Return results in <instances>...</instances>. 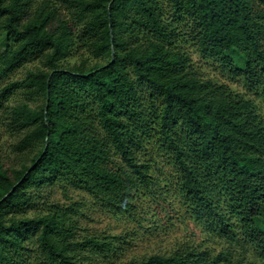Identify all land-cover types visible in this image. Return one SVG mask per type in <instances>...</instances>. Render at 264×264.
I'll use <instances>...</instances> for the list:
<instances>
[{"label": "trees", "instance_id": "trees-1", "mask_svg": "<svg viewBox=\"0 0 264 264\" xmlns=\"http://www.w3.org/2000/svg\"><path fill=\"white\" fill-rule=\"evenodd\" d=\"M59 1L0 0V123L21 134L12 159L0 156V264H88L115 251L110 237H79L77 202L33 209L35 199L48 185L79 188L126 212L159 156L224 248L126 264H264V116L178 44L189 18L196 50L264 99V0ZM28 60L38 63L11 78Z\"/></svg>", "mask_w": 264, "mask_h": 264}, {"label": "rangeland", "instance_id": "rangeland-1", "mask_svg": "<svg viewBox=\"0 0 264 264\" xmlns=\"http://www.w3.org/2000/svg\"><path fill=\"white\" fill-rule=\"evenodd\" d=\"M59 4L62 5V10H65L66 4L61 0ZM188 19L180 22V29L185 34L180 37L178 44L191 56L194 70L251 96L255 99L258 111L264 116V99L256 90L249 88L243 78L233 75L227 68L220 67L218 61L206 59L196 50L189 34ZM7 45L6 36L3 35L0 37V50ZM77 58L78 55L70 60L74 61ZM37 63L38 61H26V65L11 73L10 77L23 76L27 67ZM20 135L12 133L7 125L0 123V156L5 162L12 159L10 155L14 154L13 146ZM152 173L150 187L135 190L133 207L126 212H116L105 206L84 189L70 187L67 190L68 194H64L62 188L57 185L43 187L41 196L35 199L36 205L33 209H45L44 205L53 201L68 206L77 202L75 207L78 213L75 217L80 225L79 237L107 236L119 247L107 256L103 252L94 253L92 259L85 260L88 264H126L134 258L156 252L169 253L186 245L208 248L213 254L223 249L222 238L197 223L183 202L175 167L169 164L167 159L159 156ZM44 201L48 202L43 204ZM240 252L241 249L237 253ZM249 252L254 255L252 249Z\"/></svg>", "mask_w": 264, "mask_h": 264}]
</instances>
